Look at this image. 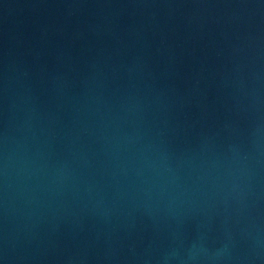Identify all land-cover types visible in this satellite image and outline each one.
Returning a JSON list of instances; mask_svg holds the SVG:
<instances>
[{"label": "water", "instance_id": "95a60500", "mask_svg": "<svg viewBox=\"0 0 264 264\" xmlns=\"http://www.w3.org/2000/svg\"><path fill=\"white\" fill-rule=\"evenodd\" d=\"M0 264H264V0H0Z\"/></svg>", "mask_w": 264, "mask_h": 264}]
</instances>
